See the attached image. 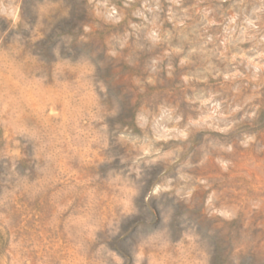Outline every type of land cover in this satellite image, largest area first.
Returning <instances> with one entry per match:
<instances>
[{
  "label": "rangeland",
  "instance_id": "rangeland-1",
  "mask_svg": "<svg viewBox=\"0 0 264 264\" xmlns=\"http://www.w3.org/2000/svg\"><path fill=\"white\" fill-rule=\"evenodd\" d=\"M0 264H264V0H0Z\"/></svg>",
  "mask_w": 264,
  "mask_h": 264
}]
</instances>
